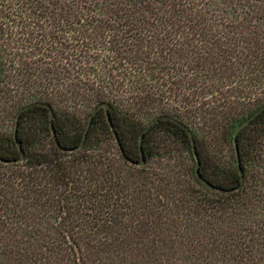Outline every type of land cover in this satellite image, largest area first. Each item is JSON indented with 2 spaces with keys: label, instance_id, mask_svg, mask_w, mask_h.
I'll return each mask as SVG.
<instances>
[{
  "label": "trees",
  "instance_id": "trees-1",
  "mask_svg": "<svg viewBox=\"0 0 264 264\" xmlns=\"http://www.w3.org/2000/svg\"><path fill=\"white\" fill-rule=\"evenodd\" d=\"M6 66L12 71L7 79ZM16 96L19 103L32 97L28 103L53 105L60 144L50 109L42 104L21 113L23 162L5 161L21 151L14 130L13 137L0 132V264H89L86 246L106 244L108 238L74 236L66 221L78 208L88 226L116 222L119 208L128 207L122 205L123 193L136 183L119 174L125 170L118 164L143 171L168 145L153 142L156 127L164 126L192 146L191 128L202 176L225 188L240 184L234 131L264 104V0H0V110ZM103 101L112 104L124 153L104 108L95 114L85 145L63 149L79 144L91 113ZM72 102L94 107L83 119L70 111ZM159 114L170 117L145 133L146 163H130L141 160L140 133ZM31 119L38 121L40 132L52 134L54 151L34 144ZM107 138L116 143V152L104 145ZM225 139L236 164L224 163L212 174L215 147ZM239 148L242 188H212L196 166L184 186L219 193L196 207L209 215L225 212L240 232L246 230L241 236H259L250 240L264 247V110L240 132ZM73 196L79 202H72ZM247 258L249 264H264V250Z\"/></svg>",
  "mask_w": 264,
  "mask_h": 264
},
{
  "label": "rangeland",
  "instance_id": "rangeland-1",
  "mask_svg": "<svg viewBox=\"0 0 264 264\" xmlns=\"http://www.w3.org/2000/svg\"><path fill=\"white\" fill-rule=\"evenodd\" d=\"M16 8L13 6L10 12ZM9 73L12 71L6 66L3 72L5 79ZM19 97L4 102L0 110V132H8L12 137L18 109L32 98H25L23 103H19ZM70 104V111L83 119L94 107L74 102ZM37 122L35 119L28 122V131L34 133V144L43 150L54 151L52 134L46 129L40 132ZM107 140L104 145L116 152L114 140ZM152 140L155 144L167 142L168 145L150 158L143 171L135 172L129 163L123 161L118 164L121 170H125L119 174L136 183L129 193H123L127 199L122 205L128 207L119 208L112 226L102 223V220L96 226H88L84 220L80 221L81 215L84 219L85 214L78 208L72 214L74 216L66 221L73 228L74 236L108 238L106 244L86 246L89 264H249L247 257L264 250V247H255V240H250L259 236H241V233L246 234V230L240 232L234 225L237 221L233 217L221 210L209 215L201 208L208 195L220 197L219 193L208 192L202 186H198L200 191L184 186V180L195 172L196 161L191 144L164 126L154 129ZM215 149V166L210 167L212 174L224 163H235L233 146L226 139ZM168 179L170 183L167 184ZM84 181L85 184L88 179L84 178ZM112 194L111 191L105 197ZM70 200L79 202L77 196ZM198 203L201 207H196ZM101 216L106 217L107 213Z\"/></svg>",
  "mask_w": 264,
  "mask_h": 264
},
{
  "label": "water",
  "instance_id": "water-1",
  "mask_svg": "<svg viewBox=\"0 0 264 264\" xmlns=\"http://www.w3.org/2000/svg\"><path fill=\"white\" fill-rule=\"evenodd\" d=\"M34 104H42L47 106L50 109V121H51V127H52V132L55 138L56 143L59 145V139H58V135L56 132V128L54 125V119H55V109L53 107V105L49 102L46 101H36V102H31L28 103L26 105H24L18 112H17V116H16V122H15V128H14V138L16 140L17 146L21 151V155L18 158L15 159H7L5 160L8 163H18V162H23L26 159V154H25V150L23 148V143L22 141L19 139L18 136V129H19V121H20V117H21V113L28 109L31 105ZM104 108L105 110V114L108 120V123L110 124V127L112 129V131L114 132V136L116 138V141L118 142L121 151L124 153V149L121 143V139L119 136V133L115 127V124L113 122V118L111 115V109H112V104L109 101H103L101 102L91 113L85 132L83 134V137L81 139V141L79 142V144H77L76 146L73 147H62L65 150H69V151H74V150H78L80 148H82L87 140L88 137V132L91 128L93 119L95 117V114L101 109ZM264 110V104H262L261 106H259L258 108L255 109V111L250 114L248 117H246L244 120H242L236 127L235 131H234V135H233V143H234V147H235V151H236V156H237V165H238V169L239 172L241 174V181L240 184L232 187V188H225L222 186H218V185H214L212 184L209 180H207L205 177L202 176L201 174V170H200V165H201V160H200V155L198 152V148H197V142H196V137L195 134L193 132V130L191 128H187L190 138H191V142H192V148H193V153H194V157L197 161L196 164V173L197 175L201 178V180H203L206 184H208L209 186H211L212 188H215L217 190H221V191H235V190H239L240 188H242V186L245 183V173L243 170V166H242V159H241V154H240V148H239V134L242 131L243 128H245L247 125H249L251 123V121L257 116L259 115L262 111ZM170 117L169 115H165V114H159L156 115L155 117H153L143 128V130L140 133L139 136V146H140V150H141V160H135V159H128L130 163L135 164L137 166H142L146 163V157H145V153H144V147H143V143H144V135L145 133L159 120H161L162 118H168Z\"/></svg>",
  "mask_w": 264,
  "mask_h": 264
}]
</instances>
